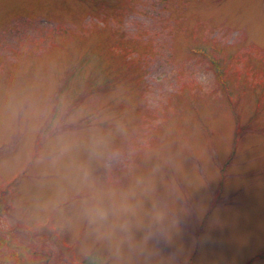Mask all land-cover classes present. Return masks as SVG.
Instances as JSON below:
<instances>
[{
    "label": "rangeland",
    "instance_id": "obj_1",
    "mask_svg": "<svg viewBox=\"0 0 264 264\" xmlns=\"http://www.w3.org/2000/svg\"><path fill=\"white\" fill-rule=\"evenodd\" d=\"M62 96V121L90 110L66 130L128 126L113 144L136 151L112 176L145 191L125 264H264V0H0L1 264H89L99 249L72 201L43 207L52 133L25 114Z\"/></svg>",
    "mask_w": 264,
    "mask_h": 264
},
{
    "label": "clouds",
    "instance_id": "obj_2",
    "mask_svg": "<svg viewBox=\"0 0 264 264\" xmlns=\"http://www.w3.org/2000/svg\"><path fill=\"white\" fill-rule=\"evenodd\" d=\"M71 100L66 96L58 98L55 105H46L42 101L30 103L25 114L32 121L33 129L47 126L49 135L40 163L56 177L55 194L43 205L45 210L63 212V206L72 201L77 218L87 225L88 234L93 238L94 248L86 249L84 255L89 264H106L111 259L113 264H125L126 246L128 250L136 249L134 243L132 220L141 210L140 197L144 194L145 180L136 177L132 184L123 187L112 176L113 162L121 161L125 156L131 157L136 148L131 143L128 151L114 146L115 135L127 139L128 126L123 121H116L114 131L104 132L97 125L101 122L94 118L86 136L75 130H66V125H75L90 115L87 106H81L68 115ZM55 107L56 115L52 116ZM84 153L82 156L81 153ZM103 163L105 174L97 176L94 165ZM159 219L162 221L163 217ZM146 234L143 244L154 239ZM167 237L156 240L157 244L166 243ZM108 253L107 257L102 251ZM143 251V248H139Z\"/></svg>",
    "mask_w": 264,
    "mask_h": 264
},
{
    "label": "trees",
    "instance_id": "obj_3",
    "mask_svg": "<svg viewBox=\"0 0 264 264\" xmlns=\"http://www.w3.org/2000/svg\"><path fill=\"white\" fill-rule=\"evenodd\" d=\"M217 62H215V63H212V65H213V67L215 68V69H217ZM217 73V72H216ZM9 246V244H8V242H5L4 241V239H3V237H2V234H0V258H1V256L2 255H5L4 257H6V256H9V254L7 255V254H5V253H3L2 252V250H3V247H8ZM8 250H10V252L12 251V249L11 248H8ZM3 257V258H4ZM11 259H14L13 257H7L5 260L4 259H1V260H3V262L6 264V263H8V264H16V262H14V261H11ZM20 259L21 258H18V260L20 261ZM0 264H1V262H0ZM24 264H27V262H25Z\"/></svg>",
    "mask_w": 264,
    "mask_h": 264
}]
</instances>
